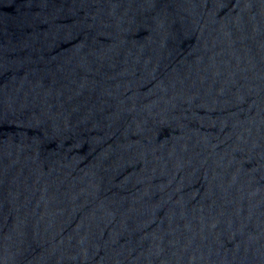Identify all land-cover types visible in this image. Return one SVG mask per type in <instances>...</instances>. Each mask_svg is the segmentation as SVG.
<instances>
[{"label": "water", "instance_id": "water-1", "mask_svg": "<svg viewBox=\"0 0 264 264\" xmlns=\"http://www.w3.org/2000/svg\"><path fill=\"white\" fill-rule=\"evenodd\" d=\"M0 264H264V0H0Z\"/></svg>", "mask_w": 264, "mask_h": 264}]
</instances>
